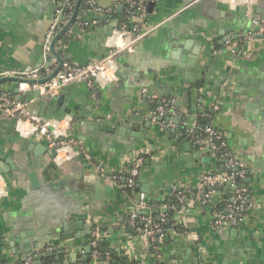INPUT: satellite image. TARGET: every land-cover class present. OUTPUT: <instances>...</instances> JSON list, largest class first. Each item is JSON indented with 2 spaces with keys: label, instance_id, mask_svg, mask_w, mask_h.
I'll use <instances>...</instances> for the list:
<instances>
[{
  "label": "crops",
  "instance_id": "0c3cea01",
  "mask_svg": "<svg viewBox=\"0 0 264 264\" xmlns=\"http://www.w3.org/2000/svg\"><path fill=\"white\" fill-rule=\"evenodd\" d=\"M64 1L0 0V78L38 69V79H44L59 66L57 57L47 60L43 41ZM98 1L107 9L114 0ZM245 1L152 0L143 19L135 18L147 34L134 52L118 56L114 76L93 88L72 84L58 97L39 99L34 89L23 91L25 83H0V91L13 99L33 98L30 108L45 118L62 120V125L71 118L84 145L74 158H50L37 152L45 140L29 125L3 116L0 107V162L10 160L14 166L0 173V262L24 264L38 254L34 264H55L48 260L53 256L78 264L96 231L99 242H107L128 264H264V37L248 39L253 24ZM250 1L264 19V0ZM88 15L103 18L92 11ZM110 23L95 29L74 23L58 41L57 52L76 65L101 59L110 35L99 29ZM231 47L240 53L235 56ZM195 56L190 67L186 60ZM198 79L204 80L202 107L251 170L244 185L255 207L236 228L216 229L210 205L165 206L178 188L196 189L202 172L218 170L213 159L205 160L206 150L196 149L185 133L173 135L175 128L155 122L149 111L150 96L157 95L160 104L177 111L176 124L194 116L191 86ZM139 157L141 175L129 193L97 169L102 165L125 173ZM142 192L150 204L141 215L156 221L167 216L162 241L159 235L145 239L133 232L129 215ZM47 253L52 255L40 259Z\"/></svg>",
  "mask_w": 264,
  "mask_h": 264
},
{
  "label": "built area",
  "instance_id": "2783aa9c",
  "mask_svg": "<svg viewBox=\"0 0 264 264\" xmlns=\"http://www.w3.org/2000/svg\"><path fill=\"white\" fill-rule=\"evenodd\" d=\"M78 0H65L63 5L57 8L53 22L47 32L43 41L44 52H50V44L56 33L70 20ZM85 3L90 7V11L100 16H107L106 23L118 20L116 29L113 30L108 40V51L101 59L92 61L85 65H76L73 63H65L62 69L50 80L43 84H27L23 89H38L41 96L56 97L69 85L80 84L88 88L95 87V84H103L104 81L109 80L114 74L111 70L117 66V58L122 53L134 52L137 48L138 42L147 34L143 31L139 24L135 22V18L142 20L147 6L140 0H126V3L132 10L126 15L125 22H120L119 19L113 18V14L117 8H123L121 0H114L111 7L104 9L98 0H85ZM246 12L253 24V30L249 33L248 39L252 40L256 36L264 37V19L257 12L255 3L248 0L245 1ZM135 8L137 11L134 12ZM68 10L70 13L63 17L64 11ZM102 19L85 18L78 14L75 23L80 28H97L104 24ZM73 33H70L69 39ZM68 39V40H69ZM229 43V42H227ZM60 47L65 48L66 45L62 43ZM235 56L240 53L238 48L231 47ZM217 53L218 51L215 50ZM14 76L25 77L29 79H38L39 70L35 69L30 72H23L21 74H12ZM22 85V84H21ZM148 88H143V93L148 94ZM152 102V101H151ZM197 113L194 116H189L182 121V126L185 130V135L189 138L191 143L198 148L207 151L211 159L222 160L221 167L224 170L205 171L199 176L198 187L194 190H185L178 188L175 191V196L179 201V208L189 209L197 206H209L214 201L221 198V189H229L231 196L227 198L225 207L221 210H214L213 226L216 229L236 228L244 222L245 215L249 210L255 207L254 201L249 196L247 186L237 183V179L247 178L251 172L243 160L230 148L226 135L219 130L213 119V114L202 107L203 97L200 95L194 99ZM0 107L3 116L15 118L20 124H27L32 129V133L45 140L50 148L57 149L56 160L63 162L68 158H74L84 150V145L76 135V129L70 123L71 118L64 120L66 125H62V120L45 118L35 113L27 102L11 98L6 92L0 91ZM155 122H159L167 128H177L175 123V116L177 111L174 108L166 110L163 105H159L149 110ZM166 113L170 114V118L163 120ZM206 118L205 122H201L199 118ZM162 121V123H161ZM63 123V122H62ZM65 157L62 158V154ZM143 158L139 157L127 167L125 173H113L108 171L102 165H97V169L103 177L112 183L119 185L122 191H133L137 184V180L141 175ZM122 175L125 176L124 181ZM221 187V188H219ZM150 204L148 196L142 192L139 195L135 208L129 215V220L132 225L136 227V231L141 236L154 239L159 235V241H162L161 232L167 216L163 215L160 221H156L150 215H141V212L146 210ZM170 207L169 205H165ZM172 207H174L172 205ZM99 239L96 231L92 232L91 249L93 256L96 257L98 253ZM51 248L50 250H52ZM38 254H34L26 258L24 264H34Z\"/></svg>",
  "mask_w": 264,
  "mask_h": 264
},
{
  "label": "trees",
  "instance_id": "16d2710c",
  "mask_svg": "<svg viewBox=\"0 0 264 264\" xmlns=\"http://www.w3.org/2000/svg\"><path fill=\"white\" fill-rule=\"evenodd\" d=\"M140 1H143L146 6H147V4L152 2V0H140ZM121 2L123 3V10L119 12V9L117 8L112 16H113V18L119 19L120 22L122 23V22L127 21L126 20V15L128 14V12L130 10H132V8H130L128 6V4L126 3V0H121ZM133 9H134V12L136 13L137 10L135 8H133ZM88 12H90V7L85 3V0H81L80 5H79V14L82 15V13H83V16L85 18L86 17L89 18ZM68 13H70V12L66 9L64 11L63 17H66L68 15ZM106 19H107V16H104L102 18V21L104 22V20L106 21ZM104 23H106V22H104ZM63 39H66V36H64ZM203 85H204V80L203 79H198V80H196L194 82V84H192L191 92L194 93L195 97L201 94ZM150 99L152 100V102H151V107L152 108H155V107H157L159 105H162V104H160L157 95H151ZM165 109L169 110V107H165ZM196 110L198 111V108ZM184 117H186V116L184 115ZM168 118H170V114L166 113V115L164 116L163 120H166ZM199 120L201 122H205L207 119L200 117ZM161 123H162V121H161ZM170 130H172V128H170ZM184 133H185V130H184L183 126H182V120H181V122L178 124V127L175 128V131H173V135L177 136V134H184ZM184 136H185L184 138L186 140H189L186 135H184ZM181 141H183V140H181ZM195 148L199 149L198 147H195ZM213 160H214L215 165L219 169L221 167V164L223 163V161L220 160V159L219 160L213 159ZM124 179H125V176L122 175V180L124 181ZM246 179L247 178H243V179L239 178V179H237V183L242 185V184H244ZM191 190H194V189H191ZM220 192H221V195H220L221 198L219 200L214 201L213 204L210 205V206H212V208H214V210H221L223 207H225L227 198H230V196H231V193H230L229 189H227L225 187L222 188ZM127 193H129V192H127ZM167 203L170 206L173 205L174 207H179V201L177 200V198L175 196V193H173V195L171 196L170 201L167 202ZM155 220H157V219H155ZM133 232L137 233L135 228L133 229ZM98 253H99V255L96 257V259L100 260L102 262H105L106 264H128L127 260L124 257L119 256L115 252V250L110 248L109 244L107 242H105V241H100L99 242ZM48 260L50 262L55 263V264H63L62 257L57 259L55 256H53V257L49 258ZM94 260H95V258L93 256V250L91 249L89 252H86L85 256L82 257V259H80L78 264H92L94 262ZM158 261H159L158 264H166V262H163L161 260H158ZM0 264H3V262H0Z\"/></svg>",
  "mask_w": 264,
  "mask_h": 264
},
{
  "label": "water",
  "instance_id": "95a60500",
  "mask_svg": "<svg viewBox=\"0 0 264 264\" xmlns=\"http://www.w3.org/2000/svg\"><path fill=\"white\" fill-rule=\"evenodd\" d=\"M80 2H81V0H78L77 4L75 5V8H74V11L72 13V16H71L70 20L56 33V35L54 36V38L51 41L50 52L47 54V60L50 62L52 57L55 56L59 60V66L50 74V76H48L47 78H44V79H29V78L20 77V76H5L3 78H0V83L4 82V81H7V80H14V81H17L19 83L43 84V83L47 82L48 80H50L52 77H54L62 69V67L64 65V60L61 57V55L57 52L56 45H57L58 41L60 40V38L74 25L76 16H77L78 11H79ZM152 6H153V4L151 3L150 4V10H151ZM218 6H220L222 8H226L227 4L218 3ZM119 11H121V8L119 9ZM117 25H118V20H114L108 26H106L104 28H100L99 32L103 33L104 31H107L108 35H111L112 32H113V29ZM196 61H197V57L196 56L191 58V60H186V62H188L190 67L194 66L196 64ZM194 75L195 74L191 73L188 76H189V78L193 79L195 77ZM33 96L35 98H39V99L43 98V96H41L40 90H38V89H34ZM56 97H58V96H56ZM32 100H34V99L33 98L31 99V98L27 97L26 94H23L19 98V101L27 102V103H29L30 106L32 105V103H31ZM46 146L45 145H40L37 148V152H45V153L48 154V157L55 159L56 156H57V149L56 148H51V150H49V147L48 146L46 147ZM190 147H191V144L187 143L186 144V148L188 149ZM205 160L211 161V158L210 157H206ZM8 165L14 167L10 160H6V162L1 161L0 162V173H2V172L9 173L10 172V168H9ZM35 176H36L35 172L30 174V177H31V180H32L33 183L36 180ZM219 188H221V187H219ZM168 210H169L168 208H163L164 212H167ZM77 238H78L77 239L78 243H80V237L78 236ZM143 238L147 239L146 236H144ZM90 250H91V248H90ZM48 255H52V253H47V254L40 255V259L43 256H48ZM35 264H41V261L39 260V261L35 262Z\"/></svg>",
  "mask_w": 264,
  "mask_h": 264
}]
</instances>
